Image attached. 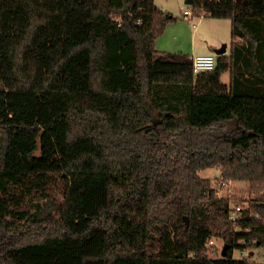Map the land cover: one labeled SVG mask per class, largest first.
Here are the masks:
<instances>
[{"label": "trees", "instance_id": "trees-1", "mask_svg": "<svg viewBox=\"0 0 264 264\" xmlns=\"http://www.w3.org/2000/svg\"><path fill=\"white\" fill-rule=\"evenodd\" d=\"M191 6L235 39L199 75L156 49L155 0H28L1 64L0 264H260L233 254L264 248V0ZM214 167L256 192L235 224Z\"/></svg>", "mask_w": 264, "mask_h": 264}, {"label": "rangeland", "instance_id": "rangeland-1", "mask_svg": "<svg viewBox=\"0 0 264 264\" xmlns=\"http://www.w3.org/2000/svg\"><path fill=\"white\" fill-rule=\"evenodd\" d=\"M1 5H5L12 10L11 24L0 35V80L11 87L12 84L4 76L1 64L6 56L7 51L12 46V35L16 26L24 29L28 24V0H0ZM156 7L171 16L173 20L168 22L164 32L155 41L156 49L165 54H184L193 58L197 55H215L216 50L221 49L224 45L227 48L225 55L231 53L233 41L232 24L228 19H216L209 15L195 13L191 4L187 0H155ZM189 10L192 16L185 17L184 11ZM229 73L222 77L223 83H229ZM203 178L211 180L213 187L217 190V196L229 200L230 206L240 205L247 209L256 197V192L246 181L225 180L221 177L220 167L205 169L198 172ZM53 201L61 202L62 197L58 190L52 195ZM5 238H11L8 232H0V241ZM215 246L209 250V255L215 258H221L224 249L222 239H214ZM214 245V244H213ZM214 252L215 254L211 253ZM242 254L240 250L234 251V258L242 259L247 256L248 252H254L252 259L262 261L264 248L255 249L246 248Z\"/></svg>", "mask_w": 264, "mask_h": 264}, {"label": "built area", "instance_id": "built-area-1", "mask_svg": "<svg viewBox=\"0 0 264 264\" xmlns=\"http://www.w3.org/2000/svg\"><path fill=\"white\" fill-rule=\"evenodd\" d=\"M184 16L188 17V16H192V12L189 10H185L184 11ZM193 59V73L195 75H199L202 73H206V72H211V71H215L216 67H217V56L215 55H210V54H205V55H197L195 57L192 58ZM231 211H230V220L232 222H234V224L238 221V219L240 218V214L243 210V208L240 205H236L234 207L230 206ZM214 244V245H213ZM212 246H215V242L214 239L209 240L208 242V247L209 250L211 248H213ZM245 251L242 250L241 253L243 254ZM212 254H215L214 252L211 251ZM252 252H248L247 256L250 259L251 263H260V264H264V256L262 257V261H254L252 259L251 255ZM254 253V252H253Z\"/></svg>", "mask_w": 264, "mask_h": 264}, {"label": "water", "instance_id": "water-1", "mask_svg": "<svg viewBox=\"0 0 264 264\" xmlns=\"http://www.w3.org/2000/svg\"><path fill=\"white\" fill-rule=\"evenodd\" d=\"M187 3L191 4V0H187ZM226 50H227V48L224 45L221 49L216 50V54L218 56L223 55V54L226 53ZM184 219H185L186 223H189V218L188 217L185 216ZM228 249H229V245H225L224 249H223V252H222L223 256H225L227 254ZM252 254H253V252L251 253V255Z\"/></svg>", "mask_w": 264, "mask_h": 264}, {"label": "crops", "instance_id": "crops-1", "mask_svg": "<svg viewBox=\"0 0 264 264\" xmlns=\"http://www.w3.org/2000/svg\"><path fill=\"white\" fill-rule=\"evenodd\" d=\"M227 51V50H226Z\"/></svg>", "mask_w": 264, "mask_h": 264}]
</instances>
